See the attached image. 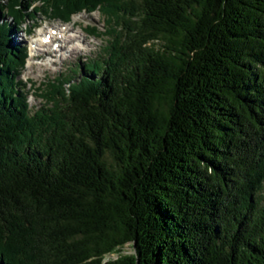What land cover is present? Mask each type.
<instances>
[{
  "label": "trees",
  "instance_id": "1",
  "mask_svg": "<svg viewBox=\"0 0 264 264\" xmlns=\"http://www.w3.org/2000/svg\"><path fill=\"white\" fill-rule=\"evenodd\" d=\"M95 12L31 112L14 36ZM0 264H264V0H0Z\"/></svg>",
  "mask_w": 264,
  "mask_h": 264
},
{
  "label": "rangeland",
  "instance_id": "2",
  "mask_svg": "<svg viewBox=\"0 0 264 264\" xmlns=\"http://www.w3.org/2000/svg\"><path fill=\"white\" fill-rule=\"evenodd\" d=\"M102 23V18L97 12L72 16L71 21L67 23H61L59 19H51L45 14L37 13L34 21L28 20L26 25L21 27V31L13 39L16 44L21 43L26 47V64L20 79L26 87L25 95L31 112L45 104L42 93L48 82L56 78L61 80L69 75L70 69L73 70L76 66L87 63L88 60L99 58L105 46V40L98 34L104 31ZM91 28L95 29V34L89 30ZM57 29L63 31V36H68L69 41L64 40L60 43L57 39H53L50 45L45 48L37 47L38 51L34 53L32 48L35 45L33 44L39 40V36H52ZM56 42L60 43L61 49L56 47ZM126 252L131 253L132 250L127 248Z\"/></svg>",
  "mask_w": 264,
  "mask_h": 264
},
{
  "label": "bare ground",
  "instance_id": "3",
  "mask_svg": "<svg viewBox=\"0 0 264 264\" xmlns=\"http://www.w3.org/2000/svg\"><path fill=\"white\" fill-rule=\"evenodd\" d=\"M65 32V31H64ZM48 39V40H47ZM53 39H57L58 40V42H60V43H62L64 40H65V42L66 41H69V38H68V36L66 37V36H63V31H60L59 29H57L56 30V32H54V33H52V36H47V35H43V36H39V40H34L35 41V44H33V45H35V46H33L34 48H32L33 49V52L35 53L36 51H38V50H36L37 49V47H44L45 48V46H48V45H50L51 44V42H52V40ZM38 42V43H37ZM58 42H56L55 43V45H56V47L57 48H60V43H58ZM23 46H24V44H23ZM54 46V45H53ZM26 48V47H25ZM51 48H52V46H51ZM35 49V50H34ZM61 49V48H60ZM40 50V49H39ZM74 51H79V49H74ZM41 53H39V55H40ZM36 56V55H35ZM37 58H39V56L37 55Z\"/></svg>",
  "mask_w": 264,
  "mask_h": 264
}]
</instances>
